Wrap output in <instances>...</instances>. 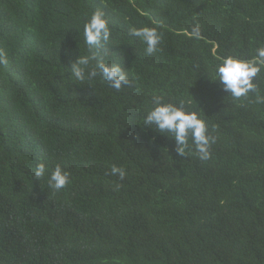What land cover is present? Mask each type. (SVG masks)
<instances>
[{
	"label": "trees",
	"instance_id": "16d2710c",
	"mask_svg": "<svg viewBox=\"0 0 264 264\" xmlns=\"http://www.w3.org/2000/svg\"><path fill=\"white\" fill-rule=\"evenodd\" d=\"M97 9L101 49L84 37ZM158 25L162 51L147 55L130 29ZM260 47L264 0H0V264H264V68L239 100L216 71ZM93 54L86 76L104 62L133 85L77 81L71 64ZM157 95L207 123L211 160L144 124ZM57 165L71 174L58 193Z\"/></svg>",
	"mask_w": 264,
	"mask_h": 264
},
{
	"label": "clouds",
	"instance_id": "9594fccd",
	"mask_svg": "<svg viewBox=\"0 0 264 264\" xmlns=\"http://www.w3.org/2000/svg\"><path fill=\"white\" fill-rule=\"evenodd\" d=\"M159 27H141L131 28L130 35L140 38L146 45L145 52L147 55H154L162 49L159 47L163 41L164 34L158 31ZM190 36L195 39L202 38V29L199 24H195ZM84 37L88 48L101 49L104 44L109 42L111 30L109 21L106 19V13L97 9L84 24ZM257 56L251 60H240L234 56L221 57V63L217 66V75L220 82L224 85V90L232 94L239 100L247 98L250 92H257V85L253 84V79L256 78L262 68H264V47L256 50ZM107 55V53H105ZM96 59V55L79 57L71 64V72L76 80L80 83L88 81L89 84L101 73L103 79L116 91H122L125 86H132L133 81L128 78V75L119 66H110L107 63L100 62L86 76L85 68L91 61ZM9 63L7 52L0 49V65L7 67ZM259 65V66H258ZM84 66V67H81ZM154 107L148 112L144 124L147 126L155 125L161 133H170L174 136L178 147L176 152L180 157L197 155L199 160L207 162L212 158V145L216 143V137L209 135L207 123L198 117L196 113H186L183 107H176L173 104H163L162 96H154ZM258 103H264V99H259ZM189 135H191L195 153L186 151L189 147ZM48 169L45 164L41 163L37 166L34 179L40 181L45 177ZM107 175L118 176L120 181L126 178L127 170L123 167L112 165ZM69 172H66L60 165H57L52 171L48 182L49 188L54 192H60L67 188L70 183ZM123 187L122 184H116L115 189L119 190Z\"/></svg>",
	"mask_w": 264,
	"mask_h": 264
}]
</instances>
